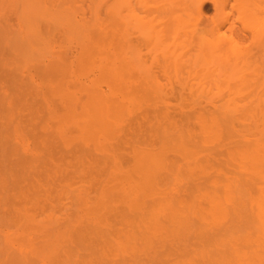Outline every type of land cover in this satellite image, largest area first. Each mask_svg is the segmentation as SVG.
Wrapping results in <instances>:
<instances>
[{
    "label": "rangeland",
    "instance_id": "1",
    "mask_svg": "<svg viewBox=\"0 0 264 264\" xmlns=\"http://www.w3.org/2000/svg\"><path fill=\"white\" fill-rule=\"evenodd\" d=\"M143 5L0 0V264H172L232 245L264 264V161L240 153L264 149V123L223 114L243 70L258 68L252 99L264 91V48L248 38L257 58L203 94Z\"/></svg>",
    "mask_w": 264,
    "mask_h": 264
},
{
    "label": "bare ground",
    "instance_id": "2",
    "mask_svg": "<svg viewBox=\"0 0 264 264\" xmlns=\"http://www.w3.org/2000/svg\"><path fill=\"white\" fill-rule=\"evenodd\" d=\"M139 0V3L148 9L152 8L163 16L161 37L165 40L173 38L178 45L177 53L174 57L167 58L168 61L176 59L178 66H184L197 73L203 74L202 83H199L203 94L213 95L215 90H223L230 66H238L244 62H250L257 58L252 55L250 49L243 45L249 40L254 46L264 48V0ZM211 2L215 11V17L209 18L205 12L206 5ZM137 4L132 2V10ZM136 12V11H133ZM249 38V39H248ZM181 52V53H180ZM179 53V54H178ZM235 67V68H238ZM181 68V67H180ZM247 70H243L237 82L233 84L231 91H235L229 97V104L224 106L223 114L237 113L241 117L242 123L248 121L246 115L250 114L253 107L257 113L255 126L264 123V91L255 97L257 90L247 91V88L261 83L258 68L253 71V75H247ZM224 76L225 78H218ZM206 90V91H205ZM260 116V119H259ZM208 129L213 133L214 126H219L218 122ZM249 124V125H252ZM252 149L242 150L241 160L251 170H257L261 161H264V149L257 147L252 153ZM213 211L211 225L219 228L221 232L229 229L223 228L229 224L227 212L221 209L224 204L219 199L210 202ZM260 218L264 222V200L259 207ZM180 225V224H179ZM168 238V237H167ZM235 238L232 236L231 239ZM164 239L160 236L159 240ZM230 239V240H231ZM229 240V239H228ZM232 252L227 255H213L206 251L196 253L194 258L187 261H175L172 264H243L241 249L233 246Z\"/></svg>",
    "mask_w": 264,
    "mask_h": 264
}]
</instances>
